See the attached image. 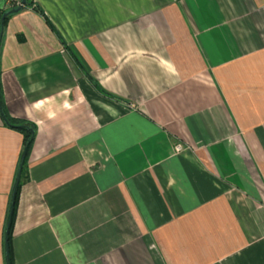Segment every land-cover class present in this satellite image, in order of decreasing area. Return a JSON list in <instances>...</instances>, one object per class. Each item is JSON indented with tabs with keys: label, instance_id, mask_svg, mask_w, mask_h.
Segmentation results:
<instances>
[{
	"label": "crops",
	"instance_id": "0c3cea01",
	"mask_svg": "<svg viewBox=\"0 0 264 264\" xmlns=\"http://www.w3.org/2000/svg\"><path fill=\"white\" fill-rule=\"evenodd\" d=\"M32 1L77 60L32 7L0 29L13 264H264V0ZM22 139L0 115V264Z\"/></svg>",
	"mask_w": 264,
	"mask_h": 264
},
{
	"label": "trees",
	"instance_id": "16d2710c",
	"mask_svg": "<svg viewBox=\"0 0 264 264\" xmlns=\"http://www.w3.org/2000/svg\"><path fill=\"white\" fill-rule=\"evenodd\" d=\"M24 7H32L35 11H37L44 18V20L47 23V25L49 26V28L58 36V38L61 40L63 45L66 47V49H68L70 51L69 46H67L65 41L62 39L61 35L57 31V29L55 28L53 23L45 15L44 11L40 8V6H38L37 4H34L32 0H25V3L22 5L20 4V0H17V2H11L10 6L8 8L0 10V29H2V27L4 26L6 20L8 19V17L10 15L18 12L19 10H21ZM15 8H18V9L16 11H11L12 9H15ZM70 53L75 58V60H77L75 54H73L72 51H70ZM0 115H1V117L4 121V124L6 126L20 131L22 133V136H23L22 149L20 152L19 162H18V166L16 169V176L14 179V184L16 181V177H17L19 167H20V176H19V181L17 183L16 190H15L11 221H10V225H9L8 232L6 235L7 236V244H6V248H5V262H6V264L7 263L13 264L12 254H11V249H10V238H11V233H12L13 221H14V217H15V213H16L19 189H20L21 181L25 176L26 160L28 157L30 146H31L32 141H33L35 126L33 124L25 121V120L12 118V117L8 116L7 113L5 112L3 105H2L1 99H0ZM14 184H13V188H14ZM8 212H9V209L7 210L6 219H5L6 221H7V217H8Z\"/></svg>",
	"mask_w": 264,
	"mask_h": 264
},
{
	"label": "rangeland",
	"instance_id": "374dc122",
	"mask_svg": "<svg viewBox=\"0 0 264 264\" xmlns=\"http://www.w3.org/2000/svg\"><path fill=\"white\" fill-rule=\"evenodd\" d=\"M168 0H144L143 3H135V2H131L127 4V10H137V9H143V10H148L152 7L161 5L163 2H166ZM39 6V5H38ZM41 8V7H40ZM42 9V8H41ZM53 21V20H52ZM7 214V212H6ZM6 219V217H5ZM7 222V221H6Z\"/></svg>",
	"mask_w": 264,
	"mask_h": 264
},
{
	"label": "water",
	"instance_id": "95a60500",
	"mask_svg": "<svg viewBox=\"0 0 264 264\" xmlns=\"http://www.w3.org/2000/svg\"><path fill=\"white\" fill-rule=\"evenodd\" d=\"M25 3V0H20V4H24ZM18 8H15V9H12L11 11H16ZM0 34H1V31H0ZM19 176H20V167L18 169V173H17V177H16V181H15V184H14V188L12 190V194H11V201H10V206H9V212H8V217H7V222H6V226H5V237H4V240H5V246L7 244V232H8V228H9V225H10V221H11V215H12V208H13V201H14V196H15V190H16V186H17V183L19 181ZM8 264V263H7Z\"/></svg>",
	"mask_w": 264,
	"mask_h": 264
},
{
	"label": "built area",
	"instance_id": "2783aa9c",
	"mask_svg": "<svg viewBox=\"0 0 264 264\" xmlns=\"http://www.w3.org/2000/svg\"><path fill=\"white\" fill-rule=\"evenodd\" d=\"M181 148H182V147L179 146V145H176V146H175V150H181Z\"/></svg>",
	"mask_w": 264,
	"mask_h": 264
}]
</instances>
